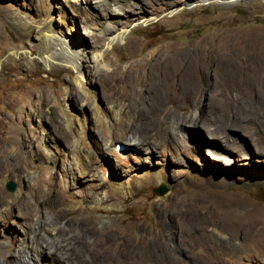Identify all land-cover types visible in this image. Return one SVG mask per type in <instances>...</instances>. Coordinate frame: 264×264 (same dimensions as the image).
<instances>
[{"label": "rangeland", "instance_id": "obj_1", "mask_svg": "<svg viewBox=\"0 0 264 264\" xmlns=\"http://www.w3.org/2000/svg\"><path fill=\"white\" fill-rule=\"evenodd\" d=\"M130 1L129 12L112 16L103 5H89L82 17L114 28L127 24V38L109 46L98 43L110 65L105 68L92 61L95 30L85 29L81 17L65 10L63 0H0V258L11 263L30 243L16 203V198L32 195L20 167L60 169L69 163L63 151L69 141L62 114L66 107L76 115L72 125H84L88 147L97 148L93 155L100 159L96 111L125 103L137 114L146 141L159 144L157 149L137 147L128 164L123 157L109 159L107 172L96 161L87 169L101 187L98 194L109 191L112 197L85 211L111 219L104 232L118 230L99 243L102 264H264V0L150 1L146 9L153 18L148 21L135 12L140 0ZM43 18L59 35L87 43L81 66L64 63L61 52L49 62L42 56L28 29ZM77 78L91 86L83 106L74 96ZM40 92L49 95L43 117L25 116ZM197 115L204 118L198 128ZM57 134L60 150L53 162L46 150ZM183 134L189 146L175 153ZM211 147L226 159L216 161ZM140 166L165 169L164 180L138 181L125 196L111 188L110 179H135ZM81 185L69 180L68 191L79 195ZM161 185L167 192L158 195L154 189ZM78 209H66L59 224L64 226ZM21 211L28 212L26 207ZM47 234L48 241L57 235Z\"/></svg>", "mask_w": 264, "mask_h": 264}, {"label": "bare ground", "instance_id": "obj_2", "mask_svg": "<svg viewBox=\"0 0 264 264\" xmlns=\"http://www.w3.org/2000/svg\"><path fill=\"white\" fill-rule=\"evenodd\" d=\"M81 1H83V3L85 1V4L88 5L86 7L82 6ZM150 1L157 2L160 0H140V10L135 11L142 13V19L145 21H148L153 18L152 14L147 13L148 11L146 9ZM228 1L230 2L236 0ZM62 3L67 6L65 10L68 11V13L71 12L74 16L77 15L81 17L80 23H82L85 29H87L89 32L95 30L97 41L94 44L96 46V49H94L92 52V61L94 64H100L102 67L109 68L110 65L105 62L106 54L104 55L102 48L106 44L109 46L115 41H120L122 39L127 38L129 33L127 24H123L121 26H118L117 28H114L115 26L112 27L109 23L104 22V24L98 25L100 21L98 22V24L95 21H92V23L90 22L91 20L87 21L85 19L86 17L84 18L85 20L82 17L85 12H88L89 5L96 7L103 5L107 10L106 13L112 16L122 14L123 11L129 12L132 11L131 1L63 0ZM65 10L63 12V15L67 13ZM52 14L54 13L52 12ZM59 14L61 15V13ZM74 19L76 18L74 17ZM47 23L48 21L46 18L34 25H29L30 28L28 29L36 38V44L40 48L42 56L46 58V61L49 62V60L53 59L54 56L60 55L58 52H61L63 55L62 58L64 63L71 64L75 67L81 66L82 60L86 56L85 54L88 53L86 47L87 43L85 44L83 42H80L79 40H77V37L74 39L67 38L69 35L65 38L64 36L59 35L60 33L58 34V32ZM22 24H25V22H23ZM23 30H25L24 27ZM76 36H79L81 38L80 35ZM100 40L104 41V45H102L101 47L98 45ZM155 56H157V54L151 53V57ZM99 73H104V71L101 70ZM77 86V88H79V93H74V96L80 102V105L83 106L85 103V99L87 98V96H89L88 91L91 89V86H88L86 88L84 85H82L81 79L79 78H77ZM29 95L30 94L25 95V98H27ZM38 98L39 101L32 106V108L27 112V114H25V116L31 117L33 115H39L43 117L42 114L44 112V108L45 106L49 105V95L45 94L44 92H40ZM20 108L22 109V106ZM105 109L106 110L103 111L98 109L96 111L97 114L95 117L96 122H98V124L100 125L101 130L99 135V140L101 141H98V146L101 148V152L103 155L102 158L98 159L96 156L97 154L93 155V152L98 151L97 148L96 150L94 148V150H92V148L88 147L91 145V140H89L85 134L84 125L79 124L77 126H73L72 117H75L76 115L74 114V110H71L70 108L66 107L62 114L69 128V134L67 135L69 141L63 144V151L70 159L68 165H62L60 169H56L53 165L54 163L52 164L53 166L49 167L47 165L35 166L32 164L25 163L20 167L22 176H24V178L26 179V183H28V187L31 190L32 195L30 198L25 196H17L18 198H16V203L17 207L20 209H18V214L21 219L25 221L26 226L24 229L27 230V234L30 236V243L27 247H25V249L18 251V258L13 260V262L6 263L5 261L7 260H5L4 258H0L3 263L102 264L104 254H101L100 250L98 249L99 247H101L99 243L103 242L102 238L104 235H110L112 238H114V234H117L118 230L110 231L107 229L104 232L105 227L103 226L110 223L111 219L103 215L93 213L87 214L88 212L85 211L86 208L101 207L104 203H107L112 197V194H110L109 191H107L106 193H102V195L98 194L101 187L98 183H95L92 178H90V175L92 173L88 174L87 169H89V165L92 162L96 161L100 164V169L104 171L107 167V163L110 162L111 164V161L109 160L111 158L112 161H114V159L118 161L119 159L121 160L123 157L125 159L122 161L128 164L129 159L131 157V152L134 149L137 150V147L139 148L143 145H148L157 149V145L159 144L151 139L149 141H146L147 137L145 131L138 130L137 128V114L135 112H131L125 103L120 104L118 107L114 105H108ZM51 114L53 115L54 111H52ZM49 118L50 117L48 115V119ZM203 119L204 118H202V115H197L195 117L194 125H196V127L198 128L199 124L203 122ZM182 122L184 123L185 120H182ZM217 128H214L213 130H217ZM13 129L15 128L13 127ZM193 130L195 129L193 128ZM213 130L208 131L214 134ZM57 136L55 135L51 139L52 147L46 150L47 158L50 160L52 159L53 162H55L57 159L56 152L60 150L58 139L61 138V135L57 134ZM116 138L124 139V141L127 142L125 143L126 145L124 144V147L126 149L117 152L118 149L116 148ZM137 138H140L139 142H131V140ZM181 141L182 143H179L174 147V151L180 147H183V149L188 148L189 144H187L188 141L186 142L184 134L183 136H181ZM17 143L19 144V146H21L24 142L18 140ZM14 149L15 147L13 148V150ZM109 150L110 152L112 151V156L111 154H108ZM211 150H213L212 147ZM168 151L166 149L162 153L167 154ZM188 151L190 150L188 149ZM211 155L215 156L214 159L218 162L224 161L226 159L224 153L219 149L214 148ZM106 157L107 161L105 160ZM132 157H136L135 154H133ZM141 166L139 172H137V177H134L135 179H132L133 177L131 179L127 178L124 180L116 181L113 178L110 179L113 182L111 183V188L115 190V192L117 191L118 194L125 196L130 190H134V187L137 185L138 181L150 182L153 179L155 181L164 180L163 172L165 169L162 168L161 170L155 172L151 170H146ZM69 180L78 181L82 184L80 187L81 193L79 195L78 193H76L75 195L73 194V192L68 191ZM86 188L87 191H83ZM25 207L28 212L21 211V209ZM75 207H79L78 211L76 210V215L72 218H69L64 226H61L59 222L62 218L66 216V209H74ZM98 225H101L102 227H98ZM127 227L125 228L126 230L123 229L125 232L130 231ZM49 231L56 232L57 234L55 238H52L51 240L49 239L50 241L45 239V235L48 236L47 232ZM122 231H120L119 233H122ZM2 234H4V232L0 230V235ZM160 234L161 228H159L157 235Z\"/></svg>", "mask_w": 264, "mask_h": 264}, {"label": "water", "instance_id": "obj_3", "mask_svg": "<svg viewBox=\"0 0 264 264\" xmlns=\"http://www.w3.org/2000/svg\"><path fill=\"white\" fill-rule=\"evenodd\" d=\"M8 189L10 191L15 190V184H14V182H12V181L8 182ZM154 192L156 194H158V195H163V194H165L167 192V188L164 185H161L160 187L155 188L154 189Z\"/></svg>", "mask_w": 264, "mask_h": 264}, {"label": "clouds", "instance_id": "obj_4", "mask_svg": "<svg viewBox=\"0 0 264 264\" xmlns=\"http://www.w3.org/2000/svg\"><path fill=\"white\" fill-rule=\"evenodd\" d=\"M118 146H119L120 148H118ZM123 146H124V145L118 143V144L116 145V148H117V149H122Z\"/></svg>", "mask_w": 264, "mask_h": 264}]
</instances>
